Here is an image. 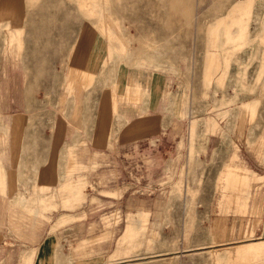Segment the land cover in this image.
I'll use <instances>...</instances> for the list:
<instances>
[{"label":"rangeland","instance_id":"374dc122","mask_svg":"<svg viewBox=\"0 0 264 264\" xmlns=\"http://www.w3.org/2000/svg\"><path fill=\"white\" fill-rule=\"evenodd\" d=\"M6 2L0 264H264V0ZM92 37L103 40L97 62ZM124 67L171 80L175 130L154 144L155 172L137 178L114 154L110 179L75 180L53 138L57 112L86 103L92 129ZM120 195L123 220L109 217L124 211Z\"/></svg>","mask_w":264,"mask_h":264},{"label":"crops","instance_id":"0c3cea01","mask_svg":"<svg viewBox=\"0 0 264 264\" xmlns=\"http://www.w3.org/2000/svg\"><path fill=\"white\" fill-rule=\"evenodd\" d=\"M6 1H8L6 4L15 10L19 9V0ZM93 38H90L88 58L91 59V62L92 60L97 62L105 50L103 49V40ZM113 50L115 54L120 53L114 49V46ZM122 72L125 76L118 84V88L115 89L112 85L105 88L110 91L105 92L101 98L95 117L97 119H95L92 129L86 122V103L80 111L78 108H74L71 113H68L69 110L62 108L57 112L53 138H58V153H64L67 150L66 175H71L75 180L82 178L84 175L81 173L89 170L92 178L100 176L101 179H110V162L114 154L120 155L121 163L126 169L135 172L137 178L150 174L160 157V147H156L154 144L161 143V137L170 136L175 130L177 118L172 111L171 80L166 77V74L147 67H124ZM80 76L86 77L87 74L81 72ZM113 96L118 97L119 100L116 114L113 112ZM24 101L26 108L30 110L27 89ZM78 136L84 141L75 143L74 140ZM84 155L85 158L88 156V160L85 161ZM101 158L103 163H101ZM146 164L147 167L144 168L143 166ZM73 181L71 179L66 184ZM48 187L50 188V186ZM139 199L141 200V198ZM117 200L118 206L122 204L124 211L117 208L109 217L123 220L124 217H127V201L130 199L127 200L126 195L122 197L120 195ZM129 211L132 213L131 211H135V209ZM136 212L138 211L133 213ZM88 217L89 213L87 212L86 220ZM52 248L53 245L49 239H46L37 250L40 254L45 255L47 250L52 251Z\"/></svg>","mask_w":264,"mask_h":264}]
</instances>
